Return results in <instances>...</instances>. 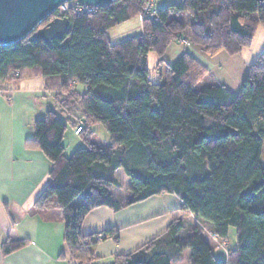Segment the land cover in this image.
Segmentation results:
<instances>
[{
    "label": "trees",
    "instance_id": "trees-1",
    "mask_svg": "<svg viewBox=\"0 0 264 264\" xmlns=\"http://www.w3.org/2000/svg\"><path fill=\"white\" fill-rule=\"evenodd\" d=\"M147 0H117L92 12L68 17L61 40L22 41L0 47V83L40 77L60 112L85 123L77 136L84 146L68 156L62 143L66 122L47 109L35 119L28 147L40 150L50 167L47 183L33 201L41 210L52 202L60 209L62 242L69 261L89 264L92 246L118 240L115 227L84 234L85 216L98 206L114 211L150 196L172 194L175 208L166 229L113 264H264V49L243 78L237 93L218 83L189 52L166 64L163 79L151 82L147 56L158 63L170 42L186 29L190 42L208 54L229 55L250 44L257 23L264 28V0H176L140 18ZM186 12L187 22L175 15ZM53 13L41 25L53 18ZM139 17L141 32L111 43L107 31ZM209 83L197 88L204 78ZM211 77V78H210ZM83 87L82 91L76 85ZM76 128L78 123L66 117ZM102 123L110 144L92 141L89 126ZM120 168L129 196L115 200ZM226 240L235 228V247L224 259L215 256L202 236ZM97 234L102 235L95 239ZM27 239L6 238L3 254L22 248ZM64 258V251L58 255Z\"/></svg>",
    "mask_w": 264,
    "mask_h": 264
},
{
    "label": "crops",
    "instance_id": "crops-1",
    "mask_svg": "<svg viewBox=\"0 0 264 264\" xmlns=\"http://www.w3.org/2000/svg\"><path fill=\"white\" fill-rule=\"evenodd\" d=\"M139 25L141 32L140 19ZM31 80L26 77L0 83V245L6 238L28 240L9 254H3L0 248V264H66L58 257L63 232L60 209L54 202L41 210L32 206L47 183L50 163L40 150L28 147L26 141L33 138L32 122L50 108L46 103L49 92L29 86ZM114 178L120 187L112 188L124 190L129 196L130 180L120 168L114 170ZM111 196L118 201L128 197L120 199L112 193ZM173 197L170 193L153 195L118 211L108 206L92 209L83 219L81 231L90 234L115 227L118 240H98L92 246L95 258L89 264L103 259L114 261L115 254H126L162 233L176 205ZM177 264L187 263L183 260Z\"/></svg>",
    "mask_w": 264,
    "mask_h": 264
},
{
    "label": "rangeland",
    "instance_id": "rangeland-1",
    "mask_svg": "<svg viewBox=\"0 0 264 264\" xmlns=\"http://www.w3.org/2000/svg\"><path fill=\"white\" fill-rule=\"evenodd\" d=\"M172 0L170 2H173ZM161 0H152V9L157 10L158 8L166 5L167 3H160ZM169 3V2H168ZM177 18L181 19L184 22H187L191 19L190 15H187L186 12H181L175 15ZM140 33V25L139 18L132 17L125 22H122L107 31V35L111 43H116L131 36H135ZM181 39H185L186 42L183 43ZM264 49V28L260 23H257L255 29L252 33L251 41L249 46L241 48V50L233 55H229L224 50H219L214 54H208L202 50L197 45H194L190 42L189 32L186 29L183 33L180 34L176 38V40L170 42V44L166 47L164 54L162 55V61L159 64L158 58L154 54V52H149L147 56V69H148V77L151 82L159 83L163 79L164 68L166 64H170L176 60V58L184 51L192 53L197 60H199L202 64H204L209 72L212 74V77L220 84H223L227 87L231 92L237 93L240 89V84L247 74L250 65L257 60L260 56L261 52ZM32 79L29 81V86L33 88H43V81L40 77H28ZM211 78V77H210ZM39 79V80H38ZM209 78H204L200 83H198L197 88L207 85L209 83ZM18 81V80H14ZM38 84L40 85L39 87ZM76 89L78 91H82L83 87L79 84L76 85ZM49 92V96L47 97L46 103L47 107L54 110L58 117L66 122V130L64 133V137L62 140L64 146V154L68 156L75 148L84 146L83 136H75L73 134L72 127L67 123L66 117L73 118L77 123L84 124L83 120L77 118V113L73 116L67 115L64 112H60L59 108L56 106L54 102V96L56 94V90L51 89ZM44 116V112H41L36 119L42 118ZM89 130H91V138L90 141L100 145V146H108L110 144L109 135L102 123H95L89 126ZM77 135V134H76ZM111 193L114 197H118L120 199L125 198L127 195L124 190H118L116 188L111 189ZM198 226L202 228V236L206 241L212 244L213 249L216 252V257L219 259H224L225 254L229 253V250L235 247V228L230 226L228 229L227 237L225 241H222L218 238H215L209 232L206 223L196 222ZM61 251H64V258H60L65 260L66 264L68 263V257L66 255L64 245L61 238ZM59 252V253H60ZM59 255V254H58ZM94 264H113V260H100L96 261Z\"/></svg>",
    "mask_w": 264,
    "mask_h": 264
},
{
    "label": "water",
    "instance_id": "water-1",
    "mask_svg": "<svg viewBox=\"0 0 264 264\" xmlns=\"http://www.w3.org/2000/svg\"><path fill=\"white\" fill-rule=\"evenodd\" d=\"M94 9L106 7L117 0H0V47H8L27 38L50 44L61 40L68 32L66 16H54L46 21L65 2Z\"/></svg>",
    "mask_w": 264,
    "mask_h": 264
},
{
    "label": "built area",
    "instance_id": "built-area-1",
    "mask_svg": "<svg viewBox=\"0 0 264 264\" xmlns=\"http://www.w3.org/2000/svg\"><path fill=\"white\" fill-rule=\"evenodd\" d=\"M94 10V8L92 7H88V6H80L76 3H74L73 1L70 2H65L61 5H59L57 7V9L55 10L54 14L55 16H59L61 17L64 13L68 12V11H72L75 14H80L82 12H92ZM143 17H154V19L156 18V13L154 12V10L152 9V0H147V2L144 4L142 12L140 14V18ZM181 41L183 43L186 42L185 39H181ZM83 124L82 123H78V125L76 126V128L73 130V133L78 134L79 131L82 129ZM102 237V235L97 234L95 236V239H100ZM69 264H78L76 261H69Z\"/></svg>",
    "mask_w": 264,
    "mask_h": 264
}]
</instances>
